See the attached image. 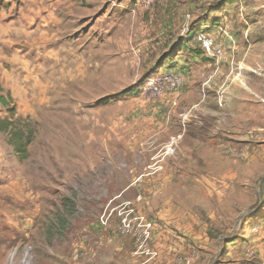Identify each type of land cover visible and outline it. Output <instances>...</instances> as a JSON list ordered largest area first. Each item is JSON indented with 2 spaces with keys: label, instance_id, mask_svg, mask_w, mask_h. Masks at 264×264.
Segmentation results:
<instances>
[{
  "label": "rangeland",
  "instance_id": "1",
  "mask_svg": "<svg viewBox=\"0 0 264 264\" xmlns=\"http://www.w3.org/2000/svg\"><path fill=\"white\" fill-rule=\"evenodd\" d=\"M150 9L179 47L31 44L29 84L0 88L27 149L0 129V264H264V0ZM166 70L183 88L142 99Z\"/></svg>",
  "mask_w": 264,
  "mask_h": 264
},
{
  "label": "crops",
  "instance_id": "2",
  "mask_svg": "<svg viewBox=\"0 0 264 264\" xmlns=\"http://www.w3.org/2000/svg\"><path fill=\"white\" fill-rule=\"evenodd\" d=\"M153 10L143 8L137 0H0V88L19 89L23 83L29 84L31 44H36L40 54H48L51 43H58L62 50L71 42L94 47L117 43L122 49L133 44L159 51L167 45L172 50L179 39L174 41L173 27L166 19L177 21L175 9L172 15L160 13V28L149 32ZM171 60L177 69L182 65L177 57Z\"/></svg>",
  "mask_w": 264,
  "mask_h": 264
},
{
  "label": "built area",
  "instance_id": "3",
  "mask_svg": "<svg viewBox=\"0 0 264 264\" xmlns=\"http://www.w3.org/2000/svg\"><path fill=\"white\" fill-rule=\"evenodd\" d=\"M158 1L167 0H137V3L145 9H150ZM198 41L202 44L204 50V56L209 60H219L223 51L221 46L215 44L214 40L204 35L198 36ZM185 79L183 75L175 70H166L154 77L147 79L141 91V97L145 101H155L169 94L178 93L184 86ZM182 135H176L170 138L165 144L161 154L158 156L154 163L156 170L161 171L163 169L164 160L173 154L180 141Z\"/></svg>",
  "mask_w": 264,
  "mask_h": 264
},
{
  "label": "trees",
  "instance_id": "4",
  "mask_svg": "<svg viewBox=\"0 0 264 264\" xmlns=\"http://www.w3.org/2000/svg\"><path fill=\"white\" fill-rule=\"evenodd\" d=\"M170 56L169 54L164 55V59H169ZM133 92V89L127 90L126 92H124L125 94H129ZM6 99L4 98V96L0 95V103L1 104H6ZM0 129L1 130H7L9 133H11V140H10V144L12 146H14L15 150L17 151L18 154H20L21 156H26L27 155V149H26V145L24 144L23 140L25 138V132L24 129L21 128L20 130H18L17 128V124L14 120V112H12V115L10 118H5V119H0ZM19 142V143H18Z\"/></svg>",
  "mask_w": 264,
  "mask_h": 264
}]
</instances>
